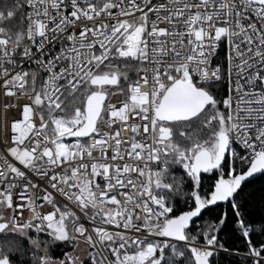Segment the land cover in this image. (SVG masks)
<instances>
[{
	"label": "snow or ice",
	"instance_id": "obj_1",
	"mask_svg": "<svg viewBox=\"0 0 264 264\" xmlns=\"http://www.w3.org/2000/svg\"><path fill=\"white\" fill-rule=\"evenodd\" d=\"M0 264H264V0H0Z\"/></svg>",
	"mask_w": 264,
	"mask_h": 264
},
{
	"label": "trees",
	"instance_id": "obj_2",
	"mask_svg": "<svg viewBox=\"0 0 264 264\" xmlns=\"http://www.w3.org/2000/svg\"><path fill=\"white\" fill-rule=\"evenodd\" d=\"M259 185H260V181L259 180H256V181H253V185L252 186H255L257 187V189H259ZM204 187L206 188L207 187V184L204 185ZM261 191H257L256 192V196L254 197V201H258L259 200V197L261 196ZM258 204L254 203L253 206L249 207L248 209V212L251 216L255 217L258 213ZM205 216H207V213H205ZM227 234V235H226ZM222 236H225L226 235V239H227V242L228 243H232L233 242V237L230 233V229L226 228L224 230V232L221 233ZM236 243L238 244L239 241H236Z\"/></svg>",
	"mask_w": 264,
	"mask_h": 264
}]
</instances>
